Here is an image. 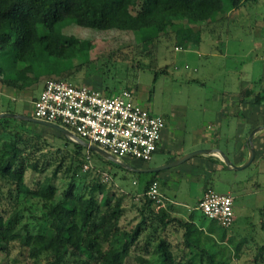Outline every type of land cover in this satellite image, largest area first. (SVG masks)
<instances>
[{
    "label": "trees",
    "instance_id": "trees-1",
    "mask_svg": "<svg viewBox=\"0 0 264 264\" xmlns=\"http://www.w3.org/2000/svg\"><path fill=\"white\" fill-rule=\"evenodd\" d=\"M244 1L247 0H0V81L5 86L26 88L43 77L66 78L72 70L86 66L93 44L66 33L64 28L69 23L99 31L131 30L138 36L145 30L152 43L168 35L171 28L176 46H186L201 40L198 24L214 22ZM258 96L256 101L262 102L264 94ZM0 97V112L17 113L13 99L6 100L4 94ZM28 122L41 125L0 117V184L15 188L16 203L22 207L14 223H9L0 211V244L3 240L6 244L18 241L32 257L44 252L48 255L44 264H66L69 257L74 264H125L136 247L150 253L148 257L135 256L143 264H183L181 257L191 254L198 257L200 264H229L227 248L235 246L239 252L243 240L236 245L228 236V228L219 227L214 220H209L204 229L158 208L147 195L154 178L142 191L137 214L123 220L126 195L112 190L100 174H93L90 169H98L96 163L85 168L96 161V155L103 165L112 160L56 129L53 141H60L61 158L51 176L28 185L20 143L35 146L42 139L30 133ZM29 165L36 171L45 169L39 168L37 162ZM60 172L64 178L56 183ZM104 176L109 178L107 173ZM208 188L212 187L205 190ZM26 210L29 214L23 220ZM260 226L264 233V206ZM171 227L182 229L183 246L190 249L187 254L173 251Z\"/></svg>",
    "mask_w": 264,
    "mask_h": 264
},
{
    "label": "rangeland",
    "instance_id": "rangeland-1",
    "mask_svg": "<svg viewBox=\"0 0 264 264\" xmlns=\"http://www.w3.org/2000/svg\"><path fill=\"white\" fill-rule=\"evenodd\" d=\"M198 26L201 40L177 47L171 28L168 35L152 43L145 30H141L138 36L131 30L99 31L69 23L64 31L90 40L93 47L89 52V63L79 71L72 70L63 79L96 87L105 94L111 92L115 95L130 88L128 90L133 91L138 103L165 117L170 139H174L170 140L174 149H188L198 127L209 125L210 121L220 116L217 113L230 93L239 91L244 96L251 90L250 94L254 96L256 104L264 103V100L256 101L260 97L258 93L264 94V0L244 1L239 8L222 13L218 20L203 22ZM157 72L158 77L155 79ZM45 81L46 77H43L38 83L26 88L5 86L0 81V96L6 94L14 98L17 113L30 114L32 98ZM14 127L12 125L11 128ZM26 127L31 134L42 136L35 146L20 143L23 148L21 161L26 167L25 180L28 185L34 186L37 180L52 175L62 153L58 146L60 141H53L58 134L53 128L41 127L32 122H28ZM155 154L154 159L152 157L153 160L148 161L129 155L123 156L122 160L131 167H140L143 162L152 163L162 156ZM95 159L85 168L92 167L93 163L100 167L90 170L95 176L100 174L101 180L108 183L112 190L126 195L123 220L133 218L143 197L142 189L148 175L114 161L103 165L98 155ZM32 162H37L39 168L44 166L45 169L36 171L29 165ZM225 172L215 170L208 181L214 182ZM105 173L109 174L108 179ZM226 174L233 179L231 181L234 184L237 183L235 187L240 189L238 192L234 190L236 219L228 228V236L233 238L236 245L243 240L238 253L234 250L235 246L227 248L229 264H264V250H261L264 233L260 226L264 206V159L261 163L255 161L245 169L227 171ZM62 178L64 176L60 172L54 182H62ZM207 182L203 183L201 179L188 183L179 178L163 188L168 196L179 201L187 210L175 213L178 218L185 220L194 216L198 225H206L211 220L197 208L198 197ZM216 182V190L222 192L226 184L221 180ZM0 186V211L9 223H14L20 209L16 203L15 188L6 183ZM23 213V220H26L29 210ZM219 227L224 228L221 225ZM28 253V248L20 242L6 244L3 240L0 244V264H44L48 258L44 252L38 257ZM136 255L148 257L150 253L136 247L125 264H143L135 258ZM181 258L179 261L183 264H200L195 254L183 255ZM66 264H74L73 259L69 257Z\"/></svg>",
    "mask_w": 264,
    "mask_h": 264
},
{
    "label": "built area",
    "instance_id": "built-area-1",
    "mask_svg": "<svg viewBox=\"0 0 264 264\" xmlns=\"http://www.w3.org/2000/svg\"><path fill=\"white\" fill-rule=\"evenodd\" d=\"M30 104L31 113L26 115L59 124L119 160L127 155L151 160L166 127L165 117L138 103L131 90L105 94L63 78H48L40 95ZM147 195L158 208L164 206L157 180L150 184ZM197 208L222 227L230 228L235 221L234 198L230 193L208 188Z\"/></svg>",
    "mask_w": 264,
    "mask_h": 264
},
{
    "label": "crops",
    "instance_id": "crops-1",
    "mask_svg": "<svg viewBox=\"0 0 264 264\" xmlns=\"http://www.w3.org/2000/svg\"><path fill=\"white\" fill-rule=\"evenodd\" d=\"M43 86L32 98V100L36 99L40 95ZM241 95L242 94L238 91L237 93H230L227 97H225L222 102V107L217 113L220 116L214 121H210L209 125H201L198 127V129L192 135L193 142L188 149H184L182 147L174 149V144L170 142V140L174 139H170L171 137L169 130L167 129L166 121V127L163 130L158 149L155 152L156 154H162V156L157 157L152 163L143 162L140 167H133L141 169L139 172H144L148 175L145 179L143 189L147 185L148 181L152 178L159 182V189L164 201V206L161 208L169 210V212L175 216H177L175 213H178V211H187L179 201L168 196L163 190L165 186L172 185L175 181H178L179 178L185 179L188 183H191L194 180L201 181L202 179V182L204 183L212 177L211 173L215 170H223L226 172L238 171L245 169L255 161L261 163V161L264 159V103L256 104L254 96H252L249 92L245 93L244 96ZM5 98H8V100H15L11 96H5ZM1 109L2 108L0 107V111ZM251 135L253 145L256 150L254 159L250 164L242 169H234L230 167L220 152L224 151L234 164L243 165L249 160L250 157L249 137ZM198 149H211V151H203L192 156L186 161L158 171L142 170L162 166ZM226 172L224 174H220L219 177H217V180H214V182H212L213 180L208 181L204 185L202 192L198 197V202L207 187H212L216 190V181L221 180L226 185H224V190H222V192H218L230 193L233 195L235 203L236 197L234 190H237L238 192L240 189L235 187L237 186V183L234 184V182L231 181L233 179H230ZM234 218L236 219V215ZM185 220L194 222L198 227H202L204 229L209 223L208 221L206 225H198V223L195 221V218L191 219V217L186 218ZM171 230L172 231L169 232V240L174 244L173 251H184L187 254L190 249L183 246L182 229L171 227ZM175 245L180 247V249H177Z\"/></svg>",
    "mask_w": 264,
    "mask_h": 264
},
{
    "label": "water",
    "instance_id": "water-1",
    "mask_svg": "<svg viewBox=\"0 0 264 264\" xmlns=\"http://www.w3.org/2000/svg\"><path fill=\"white\" fill-rule=\"evenodd\" d=\"M2 116H11V117L21 118V119H25V120H30V121L39 123L41 125H45L47 127L56 129V130L60 131L62 134H64L65 136H67L70 140H72L74 142H77L79 144H82L83 146L98 152L99 154H101L105 158H108V159H110V160H112V161H114L116 163H119V164H122L124 166H127L130 169H133V170H136V171L141 170V169L133 168V167L129 166L126 162H124L123 160L117 159L115 156H113L111 153H109L108 151L104 150L103 148L78 138L70 130H68L67 128H65V127H63V126H61L59 124H55V123L48 122V121H45V120L41 121V119H36V118H33V117L28 116L26 114H19V113H15V112H0V117H2ZM249 142H250V157H249V160L246 163H244L243 165L234 164L233 162H231L229 157L224 152H220L221 155L228 162L230 167H232L234 169H242V168L246 167L248 164L251 163V161L254 159L255 154H256V150L254 148L253 141H252V135L249 137ZM203 151L209 152V151H211V149L194 150V151H192L190 153H187V154L183 155L182 157L178 158L177 160L171 161V162H169L167 164H164L162 166H157V167H152V168L142 169V170H144V171H158V170H161V169L172 167V166L177 165V164H179V163H181L183 161L188 160L192 156H194V155H196L198 153H201Z\"/></svg>",
    "mask_w": 264,
    "mask_h": 264
}]
</instances>
